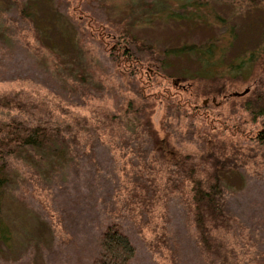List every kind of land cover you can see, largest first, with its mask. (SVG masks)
<instances>
[{"label": "rangeland", "instance_id": "1", "mask_svg": "<svg viewBox=\"0 0 264 264\" xmlns=\"http://www.w3.org/2000/svg\"><path fill=\"white\" fill-rule=\"evenodd\" d=\"M134 1L101 3L97 9L103 28L113 20L125 18L128 5ZM167 1L166 10L152 13L147 8L130 25L131 29L158 46L203 41L222 30L208 9L203 12L211 20L209 23L196 17L168 16L170 8L184 12L191 6L178 0ZM206 1L228 22H236L239 29L246 22L248 27L252 21L264 20V10L250 17L243 15L245 11H256L254 6L264 5V0ZM83 2L74 0L68 12L78 19V8H83ZM76 23L63 16L54 0H0V54L4 53L0 70L13 74L0 78V92L17 90L32 100L48 103L54 111L53 118L69 122L72 131L79 135L75 147L78 154L70 160L59 157L54 163L24 164V185L8 187L3 215L12 238L9 243L0 240V264H90L98 249L99 234L108 222H117L133 242L131 264H207L199 253L189 221L182 176L175 168L168 172L146 135H134L130 127L118 120L136 111L149 115L159 125L163 99L135 92L126 71L106 59L108 51L90 30L77 28ZM36 27L41 29L46 45L37 47ZM238 34L235 51L246 46L241 40L249 39L241 30ZM232 50L229 54H233ZM53 53L62 58L77 56L80 62L75 66L89 65L90 81L63 83L57 70L44 64L47 57L53 58ZM168 58L172 64L166 67L167 71L184 68L195 72L201 67L193 53ZM156 65L157 61L148 59L144 66L151 70L153 81L161 79L154 72ZM61 66L60 72L64 68ZM212 69L222 72L228 68L214 64ZM67 71L69 68L62 73ZM257 75L253 72L228 84L226 93L258 86L262 79ZM177 82L180 89L189 92L196 78ZM213 97L214 93L203 96L207 102ZM10 113L0 107V115ZM186 122V117L176 121L175 133L185 131ZM244 124L247 128L262 127L264 120L248 119ZM244 173V182L235 172L225 173L230 185L226 205L249 239L247 245L238 243L240 262L258 264L264 251V155L254 157Z\"/></svg>", "mask_w": 264, "mask_h": 264}, {"label": "trees", "instance_id": "2", "mask_svg": "<svg viewBox=\"0 0 264 264\" xmlns=\"http://www.w3.org/2000/svg\"><path fill=\"white\" fill-rule=\"evenodd\" d=\"M107 1L84 0L83 8H78V20L67 10L74 0H54L64 17H71L77 22V28L92 32L97 42L108 51L106 59L124 69L133 80L135 92L143 97L163 99L159 125L149 115L136 111L120 116L118 120L130 127L134 135H146L168 172L170 168H175L182 176L189 221L199 253L207 264H243L240 262L238 243L247 245L249 239L239 219L227 208L226 191L230 185L224 175L235 172L244 182L247 164L257 155H264V125L247 128L244 124L248 119L264 120V20L252 21L248 27L246 22L244 28L239 29L236 22H228L227 18L214 12L206 0H178L180 4L191 7L184 12L170 8L168 16L196 17L209 23L211 20L203 12L208 9L211 17L223 28L215 37L203 41L158 46L139 37L130 25L140 19L147 8L152 13L166 10L167 0H136L128 5L125 18L113 20L109 27L103 28L97 7ZM254 9L257 10L245 11L243 15L250 17L258 14L264 10V5H255ZM238 15L241 16V12ZM102 17L107 20L106 15ZM239 30L251 34H247L249 39L241 40L246 46L235 51ZM35 32L37 47L46 45L41 29L36 27ZM231 49L233 54H229ZM183 53L196 54L201 62L199 70L188 72L182 68L178 72L167 71L166 67L172 64L168 57ZM3 57L1 52L0 61ZM47 58L49 60H44V64L57 70L63 83L75 85L90 81L89 65L75 66L80 62L77 56L62 58L54 54L53 58ZM148 59L158 62L154 72L159 73L161 79L153 81L151 70L144 69ZM214 64L228 69L214 71ZM60 65L64 67L61 72ZM65 68L70 71L64 75ZM3 71L0 70V78L13 77V74ZM253 72L254 75L258 73L256 78L262 79L258 86L248 87L240 94L226 93L228 84L247 78ZM191 77L196 78L195 85L192 91L184 92L177 81ZM156 84L159 86L154 89ZM210 93L219 98L214 97L207 102L203 96ZM0 107L11 112L8 116L0 115V240L9 243L12 231L3 215L4 195L8 187L24 185L26 176L21 175L24 164H49L59 157L70 160L78 154L75 147L79 135L72 131L69 122L53 118L54 111L48 103L32 100L29 95L17 90L0 92ZM184 117L187 118L186 129L177 134L175 122ZM97 241L98 249L92 255L90 264H131L135 247L117 222H108ZM258 264H264V251Z\"/></svg>", "mask_w": 264, "mask_h": 264}, {"label": "water", "instance_id": "3", "mask_svg": "<svg viewBox=\"0 0 264 264\" xmlns=\"http://www.w3.org/2000/svg\"><path fill=\"white\" fill-rule=\"evenodd\" d=\"M247 89H248V87H245V88L242 89V90H233L231 93L240 94V93L245 92ZM213 98H214V97H213Z\"/></svg>", "mask_w": 264, "mask_h": 264}]
</instances>
